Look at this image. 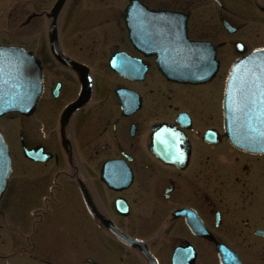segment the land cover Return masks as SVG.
Masks as SVG:
<instances>
[{"label": "flooded vegetation", "instance_id": "af4514ba", "mask_svg": "<svg viewBox=\"0 0 264 264\" xmlns=\"http://www.w3.org/2000/svg\"><path fill=\"white\" fill-rule=\"evenodd\" d=\"M91 1L40 0L27 16L55 21L59 49L22 44L43 93L31 115L0 119L5 199L20 204L0 211V264H264V153L231 131L241 58L262 64L244 79L247 109L264 111V58H248L264 49V0Z\"/></svg>", "mask_w": 264, "mask_h": 264}, {"label": "water", "instance_id": "95a60500", "mask_svg": "<svg viewBox=\"0 0 264 264\" xmlns=\"http://www.w3.org/2000/svg\"><path fill=\"white\" fill-rule=\"evenodd\" d=\"M23 68L28 71V89L24 98L21 83ZM41 91L42 79L36 58L21 47L0 46V116L10 111H23L25 105L34 108ZM10 172L8 148L0 134V198Z\"/></svg>", "mask_w": 264, "mask_h": 264}, {"label": "rangeland", "instance_id": "374dc122", "mask_svg": "<svg viewBox=\"0 0 264 264\" xmlns=\"http://www.w3.org/2000/svg\"><path fill=\"white\" fill-rule=\"evenodd\" d=\"M37 1L40 0H0V43L2 44H27L28 47L35 49L36 45L35 43L37 42L38 38L41 37H46V32L43 31L44 28L47 27L44 22L40 23L39 20L41 19H36L37 26L35 29H32V23L28 22L27 26H24L25 23L27 22V16H31L37 9ZM43 1V0H41ZM47 1V0H45ZM92 3H95L96 1H91ZM103 6H102V5ZM111 3H106L101 2L97 5V8L95 10H92L87 14V19L91 18L93 19L91 25L92 27L98 28L99 26L97 21L95 20V17L98 18V20L101 17H104V20L106 19V12L104 9V6L109 7ZM47 5H52L47 4V3H41L40 6H47ZM40 10V9H39ZM86 21V17H85ZM102 21V20H100ZM65 25L62 28V34L64 37L65 41H72L75 38V35L73 34L74 27H84L87 26L84 22L80 23H74L72 26ZM98 37V36H97ZM45 40H43L41 44H44ZM39 45V46H40ZM206 92H203L205 95ZM4 124V123H3ZM13 196L9 199L8 202H6L5 207H9V210L7 213L12 214V216H15L16 214L19 213L20 210V204L19 201L16 197L17 193L16 191L12 190ZM8 214V215H9ZM65 228V227H63ZM67 228V227H66ZM49 231V230H47ZM42 233V232H40ZM49 234H55L57 235L56 232H49Z\"/></svg>", "mask_w": 264, "mask_h": 264}, {"label": "snow or ice", "instance_id": "6c2138e0", "mask_svg": "<svg viewBox=\"0 0 264 264\" xmlns=\"http://www.w3.org/2000/svg\"><path fill=\"white\" fill-rule=\"evenodd\" d=\"M262 99H264V89H262ZM249 92L247 90H242V99L240 101L241 109H247L248 104L250 103ZM264 136V133L261 134Z\"/></svg>", "mask_w": 264, "mask_h": 264}]
</instances>
